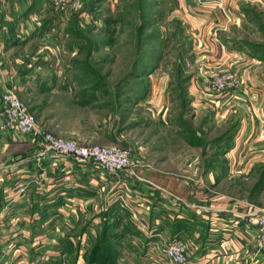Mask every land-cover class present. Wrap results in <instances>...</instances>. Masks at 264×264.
<instances>
[{"label": "rangeland", "instance_id": "obj_1", "mask_svg": "<svg viewBox=\"0 0 264 264\" xmlns=\"http://www.w3.org/2000/svg\"><path fill=\"white\" fill-rule=\"evenodd\" d=\"M80 1V8L71 13L56 11L48 0L34 1L39 15L36 34L24 52L29 63L19 67L31 75L24 87L14 91L37 125L71 140L120 139L131 151L139 173L158 172L200 197L220 195L264 206L263 140L237 142L230 137L238 128V113L220 120L215 109L192 105L193 40L189 26L173 12L176 1ZM235 4L238 21L230 20L219 39L227 49L264 62V7L254 0ZM43 44L46 49L35 54ZM42 75L47 86L38 88L35 78ZM161 76L165 94L160 107L153 91ZM186 127L199 139H183ZM94 140L81 144L114 143ZM7 148L0 149V162L21 149ZM102 212L97 214L90 207L76 222L47 228L48 234L55 227L67 232L59 237L68 236V251L61 252L56 244H51L45 256L41 247L22 251L32 264H86L84 255L101 231ZM108 217L119 223L112 229L117 233L128 224V217L119 210ZM124 237L119 239L116 264H146L139 240ZM2 240L0 264H26L23 252L18 255L13 250L31 241Z\"/></svg>", "mask_w": 264, "mask_h": 264}, {"label": "crops", "instance_id": "obj_2", "mask_svg": "<svg viewBox=\"0 0 264 264\" xmlns=\"http://www.w3.org/2000/svg\"><path fill=\"white\" fill-rule=\"evenodd\" d=\"M34 1L0 0V95L5 87L21 89L30 79L31 74L19 67L29 63L28 54L24 52L36 34L34 28L39 15ZM175 1L173 12L189 26L193 40L195 68L189 83L192 105L215 109L220 120L238 113V128L233 130L230 138L237 142L241 139L264 142V62L243 51L227 49L218 35L222 30L227 31L230 20L238 21L234 18L237 0H223V5L206 0ZM37 47L35 54L46 49L44 44ZM16 48L21 50L15 51ZM225 66L235 71L240 86L223 93L210 91L206 72ZM35 79L38 88L47 86L44 75ZM154 88L155 102H160L161 107L164 104V77L157 79ZM1 138V150L11 145L21 149L8 153L0 162V233L7 239L31 241L13 250L18 255L16 252H23L26 264H32L26 253L30 250L41 247L45 249V256L51 251V244L61 249L59 241L63 237L59 236L67 232L55 227L48 234L46 231L51 224L69 225L90 207L98 214L115 206L128 217L135 231V234L126 233L124 239L139 240L146 264H161L151 261L149 249L154 243L172 238L189 244V264H264V252L257 250L253 230L246 231L244 220L230 208L235 202L239 213L246 209L245 202L230 201L220 195L212 198L193 195V192L183 190L178 182L164 179L153 171L137 172L145 181L122 174L115 181L114 191L107 193L102 189L106 178L92 173L89 166L56 158L51 152L39 158L38 139L30 136ZM74 140L81 144L94 139ZM105 140L120 143V139H95L93 142L104 143ZM21 186L22 192L18 189ZM123 187L131 190V201L135 199L139 205L132 204L129 210L121 208L115 193H120ZM168 193L179 197L180 201L169 200ZM102 198L104 204L100 205ZM149 200L152 207L147 210L142 204ZM16 209L23 213L14 212Z\"/></svg>", "mask_w": 264, "mask_h": 264}, {"label": "built area", "instance_id": "obj_3", "mask_svg": "<svg viewBox=\"0 0 264 264\" xmlns=\"http://www.w3.org/2000/svg\"><path fill=\"white\" fill-rule=\"evenodd\" d=\"M201 2L203 0H196ZM51 6L58 12L71 13L81 6L80 0H49ZM223 5V0H206ZM264 7V0H255ZM207 86L210 91L223 93L234 91L240 86L238 75L230 67L211 68L205 74ZM0 135L4 138L17 139L30 136L38 139L39 158H44L47 152H51L56 158H66L81 165L89 166L92 173H99L101 178H106L102 189L107 193L114 191L120 175L145 181L135 169L137 164L131 151L119 142L107 145L91 144L83 145L74 140L57 137L36 123V119L28 111L25 104L19 99L14 89L5 87L0 95ZM22 192L24 188L18 187ZM131 190L123 187L120 193H115V199L123 209H131L132 204L139 205L137 200L131 201ZM169 200L180 201L179 197L168 193ZM246 209L238 211V205L233 202L230 206L232 212L244 220L245 230L252 231L255 235V244L258 251L264 252V206L245 203ZM147 210L152 207L151 201L142 204ZM0 235V246L2 245ZM189 244L179 239H168L152 244L148 257L152 262L161 264H189Z\"/></svg>", "mask_w": 264, "mask_h": 264}, {"label": "trees", "instance_id": "obj_4", "mask_svg": "<svg viewBox=\"0 0 264 264\" xmlns=\"http://www.w3.org/2000/svg\"><path fill=\"white\" fill-rule=\"evenodd\" d=\"M185 130V132L181 133L184 139H199L197 136H195V132L193 130L189 129L188 127H186ZM229 136L230 134L228 133L227 137ZM116 209H119L118 206L112 207L111 209L101 213V231L93 240L94 242L90 245L89 249L84 255L86 264H116V259L120 253L119 247H121V240L119 239L122 238L126 233L135 234V231L132 229V224L129 223V221L126 226H122V229L125 227L123 231L122 229L118 231V233L114 231L119 223L117 221H109L108 216L113 215ZM112 229L114 230L112 231ZM59 243L61 252H64V250L68 251L71 246V242L68 241V237L60 239ZM54 264L61 263L57 262Z\"/></svg>", "mask_w": 264, "mask_h": 264}]
</instances>
